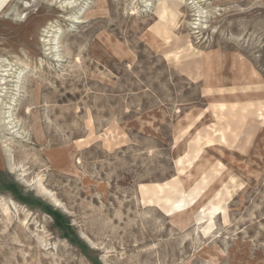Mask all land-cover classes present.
I'll list each match as a JSON object with an SVG mask.
<instances>
[{
  "label": "rangeland",
  "instance_id": "1",
  "mask_svg": "<svg viewBox=\"0 0 264 264\" xmlns=\"http://www.w3.org/2000/svg\"><path fill=\"white\" fill-rule=\"evenodd\" d=\"M196 1L0 0V264H264V0Z\"/></svg>",
  "mask_w": 264,
  "mask_h": 264
},
{
  "label": "bare ground",
  "instance_id": "2",
  "mask_svg": "<svg viewBox=\"0 0 264 264\" xmlns=\"http://www.w3.org/2000/svg\"><path fill=\"white\" fill-rule=\"evenodd\" d=\"M229 1H231V0H229ZM224 2V1H223ZM227 2V1H226ZM198 4H200L199 2H197L196 0H192V3H191V10H192V13H193V17H195V18H200V17H202L203 16V14H204V11H203V9L202 8H200L199 7V5ZM264 9V8H263ZM197 19H195V21H198ZM200 22V21H199ZM194 25V28L193 29H197V31H198V29H200V31H201V29L203 30V28H200L201 27V25H203V23H199V24H197V23H194L193 24ZM205 29V28H204ZM200 33V32H199ZM0 81H2V79L0 80ZM3 82V81H2ZM11 105V104H10ZM6 109H10V108H6ZM4 114V117H3V122H4V124H9V121H7V119L9 118V116H6V115H8L9 113H8V111L6 112H4L3 113ZM39 184H41V182L39 181L38 182ZM38 184V185H39ZM39 189H40V187H39ZM44 191L43 192H46L45 190V188H42ZM41 192V191H40ZM43 194V193H42ZM48 194V193H47ZM49 194H51V193H49ZM48 194V195H49ZM54 194V193H53ZM46 195V194H45ZM47 196V195H46ZM53 196V195H52ZM54 196H55V194H54ZM49 198V197H48ZM53 198V197H52ZM54 199V198H53ZM51 201H52V199H50ZM57 201V200H56ZM53 202V201H52ZM58 202V201H57ZM59 203V202H58ZM16 205V204H15ZM59 205H60V203H59ZM26 210V209H25ZM4 211L7 213L8 211H9V209L8 208H6V209H4ZM28 214V213H27ZM26 214V215H27ZM27 216H29V215H27Z\"/></svg>",
  "mask_w": 264,
  "mask_h": 264
}]
</instances>
